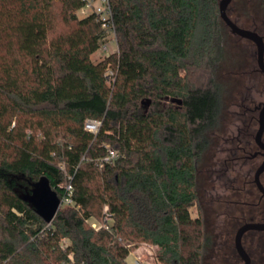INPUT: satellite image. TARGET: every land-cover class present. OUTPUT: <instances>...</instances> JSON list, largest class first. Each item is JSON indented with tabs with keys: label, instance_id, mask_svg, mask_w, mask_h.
Instances as JSON below:
<instances>
[{
	"label": "trees",
	"instance_id": "obj_1",
	"mask_svg": "<svg viewBox=\"0 0 264 264\" xmlns=\"http://www.w3.org/2000/svg\"><path fill=\"white\" fill-rule=\"evenodd\" d=\"M84 4L0 0V264H129L144 244L204 264L214 240L191 209L224 109L219 0H110L118 51L96 63L110 31ZM107 145L120 156L101 167ZM43 178L73 188L51 224L21 197Z\"/></svg>",
	"mask_w": 264,
	"mask_h": 264
},
{
	"label": "rangeland",
	"instance_id": "obj_2",
	"mask_svg": "<svg viewBox=\"0 0 264 264\" xmlns=\"http://www.w3.org/2000/svg\"><path fill=\"white\" fill-rule=\"evenodd\" d=\"M78 14L83 17L80 12ZM228 15L239 27L258 33L260 36L263 34L264 0H234L228 7ZM226 33L227 59L218 73V79L225 87L224 109L220 126L211 133L210 147L199 164L197 183L199 203L191 209L193 218L199 216L203 218L206 231L214 240L204 264H243L234 248L236 227H233L235 220L232 218L244 216L246 209L248 211L249 208L221 206L218 200L233 197V199L257 202L259 197L254 186L244 185L249 179L246 176L247 169L244 163L234 164L235 168L230 165L232 174L235 176L239 174L233 184L226 182L227 176L223 171L226 169L224 158L227 154L221 153L220 150L221 146H225L224 137L237 133L240 128L245 129L247 115L244 114V105L264 102V76L258 71L255 45L233 34L228 28ZM107 34L108 50H104V47L98 50L92 56L95 63L118 51L116 36L114 37L112 32ZM60 166H63L62 163ZM102 216L91 218L89 223H101ZM249 240L250 238L245 240L248 246H250ZM260 245L261 247L248 249L255 262L260 261V264H264V245ZM139 247L150 248L145 244ZM158 249V247L155 249L156 252L152 250L153 254H146L147 257L140 258L136 255L137 262L133 256H130L128 262L129 264H160L157 259Z\"/></svg>",
	"mask_w": 264,
	"mask_h": 264
},
{
	"label": "flooded vegetation",
	"instance_id": "obj_3",
	"mask_svg": "<svg viewBox=\"0 0 264 264\" xmlns=\"http://www.w3.org/2000/svg\"><path fill=\"white\" fill-rule=\"evenodd\" d=\"M262 33L263 34L261 35V37L264 44V27ZM248 41L252 42L251 40ZM253 44L255 45V43ZM255 47L257 49L256 45ZM257 65H258V71H260L261 74L264 76V72H262L258 63V56H257ZM243 108L245 110L244 114L247 115L245 129L240 128L238 129L237 133L234 132L224 137L225 146H221V150H220L221 153L227 154L226 158H224V166L226 167V169H224L223 171L227 176L226 182L233 184L236 181V178H238L239 174H237L236 176L233 175L232 174L233 172H231L232 169H229L230 165L233 168H235L234 164L238 162L244 163L247 169L246 176L249 178L244 182V185L245 187L247 184L254 186L259 193V197L257 202H254L252 200L243 201L240 200L239 198L233 199V197L223 198V199L221 198L218 200L221 206L222 205H227L229 207L242 206L249 208L248 211L246 209L244 216L243 215L242 217L234 216V218H232L233 220H235L233 227H236V234L238 233L240 228L246 224L264 223V195L259 189L256 180V175L258 171L262 167H264V127L260 141H258L257 139L258 132L261 129L262 115L264 117V102L257 104L256 103L252 104L251 102L248 105H244ZM259 180L262 186L264 187V171L261 173ZM248 238H250L249 240L250 246L246 245L245 240H247ZM260 244L264 245V230L262 231L250 230L246 232L245 235L243 236V246L251 259V264H260V261H258V263L255 262L248 248H256L259 246L261 247ZM234 248L236 250L235 242H234ZM236 254L244 264V261L237 252V250H236Z\"/></svg>",
	"mask_w": 264,
	"mask_h": 264
},
{
	"label": "water",
	"instance_id": "obj_4",
	"mask_svg": "<svg viewBox=\"0 0 264 264\" xmlns=\"http://www.w3.org/2000/svg\"><path fill=\"white\" fill-rule=\"evenodd\" d=\"M234 0H221L219 2L220 16L225 25L232 31L233 34L251 40L257 46V56L259 66L264 72V44L262 37L257 33L239 27L228 16V7ZM264 127V117L261 119V129L258 132L257 139L260 141ZM264 171L262 167L257 175L256 180L259 189L264 195V187L260 183L259 177ZM22 199L28 202L36 211V213L48 224H51L62 207V199L59 198L57 193L51 188L49 181L46 178L34 185L32 192L23 194ZM250 230H264V223H251L246 224L240 228L235 237V247L239 255L242 257L244 264H251V259L243 246V236Z\"/></svg>",
	"mask_w": 264,
	"mask_h": 264
},
{
	"label": "built area",
	"instance_id": "obj_5",
	"mask_svg": "<svg viewBox=\"0 0 264 264\" xmlns=\"http://www.w3.org/2000/svg\"><path fill=\"white\" fill-rule=\"evenodd\" d=\"M83 17L88 16L90 14H95L98 19L102 22L103 28L112 32L115 37V31H114V24L112 21V10L110 5V0H85L84 6L79 11ZM104 47V50L107 49V44ZM114 73L111 71L108 74L109 81L114 78ZM101 122L97 120H88L86 122V129L93 133L97 134L100 130ZM109 155L103 160V163H101V167L104 166V163H112L116 158L120 156V153L118 150H115L111 146H106ZM73 194V188L71 185L68 186V195L62 199V206L63 205H71L75 206V202L72 199ZM110 220V215L108 213V207H105L104 209V217L103 221L99 224L91 222L90 225L98 230L101 228L108 229L107 222Z\"/></svg>",
	"mask_w": 264,
	"mask_h": 264
},
{
	"label": "crops",
	"instance_id": "obj_6",
	"mask_svg": "<svg viewBox=\"0 0 264 264\" xmlns=\"http://www.w3.org/2000/svg\"><path fill=\"white\" fill-rule=\"evenodd\" d=\"M148 247H150V248H143V247H139V248H137L134 252H132L131 253V255L130 256H133L134 257V260L137 262V260H136V255H137V252L138 251H140V250H145V251H148V253H149V255L150 254H153L152 253V250H154L155 251V249L157 248V246H151V245H148ZM156 252V251H155ZM129 256V257H130ZM143 257H147V255L146 254H144V256ZM147 259V258H146ZM129 263V262H128ZM138 264V263H137Z\"/></svg>",
	"mask_w": 264,
	"mask_h": 264
}]
</instances>
